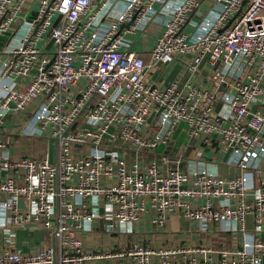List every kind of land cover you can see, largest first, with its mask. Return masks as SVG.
Wrapping results in <instances>:
<instances>
[{
  "label": "built area",
  "instance_id": "1",
  "mask_svg": "<svg viewBox=\"0 0 264 264\" xmlns=\"http://www.w3.org/2000/svg\"><path fill=\"white\" fill-rule=\"evenodd\" d=\"M204 1L0 0V264H261L264 0H209L196 17ZM175 212L243 238L87 248ZM17 228L54 242L23 251Z\"/></svg>",
  "mask_w": 264,
  "mask_h": 264
},
{
  "label": "crops",
  "instance_id": "2",
  "mask_svg": "<svg viewBox=\"0 0 264 264\" xmlns=\"http://www.w3.org/2000/svg\"><path fill=\"white\" fill-rule=\"evenodd\" d=\"M203 73V70H201ZM29 139L28 137H25ZM23 139V138H21ZM34 140L35 138H30ZM38 140V139H36ZM17 141V140H16ZM29 141V140H28ZM16 142L15 147H25L21 152L26 153L28 150V142L25 144L23 140ZM177 145L181 146L179 140L176 141ZM162 148L160 147L159 150ZM190 149L186 150L188 153ZM220 171L224 174L233 172V168H228L223 162L220 163ZM245 226L247 235L254 233L253 230V219L251 215L246 216ZM99 230L101 227L99 226ZM264 237V232L260 234ZM97 235L88 234L85 235L87 248L93 251H100L103 246L112 241H119L124 246H129L134 243L141 244H156L161 246H175L180 244H204L210 245L213 248H234L240 244V240L243 238L241 231H223L218 228L217 225H208L201 227L195 222L189 221L181 213H172L166 224L160 225L153 221V214L147 213L144 218L136 225L131 233H124L120 235L109 236L106 233H102L101 237L95 238ZM108 238V239H107ZM52 236L42 228H17L15 229L14 245L23 251L42 246L52 245ZM4 248L3 237L0 232V251ZM88 264H131L130 258L127 256L123 257H107L103 256L90 260ZM261 264H264V256L261 259Z\"/></svg>",
  "mask_w": 264,
  "mask_h": 264
},
{
  "label": "trees",
  "instance_id": "3",
  "mask_svg": "<svg viewBox=\"0 0 264 264\" xmlns=\"http://www.w3.org/2000/svg\"><path fill=\"white\" fill-rule=\"evenodd\" d=\"M24 140V143L26 144L28 142V151L27 152H32V153H35V154H40L44 149H45V146L44 145V142H41L40 140H32V139H27L25 140V138H23ZM29 140V141H28ZM36 150V151H35Z\"/></svg>",
  "mask_w": 264,
  "mask_h": 264
},
{
  "label": "rangeland",
  "instance_id": "4",
  "mask_svg": "<svg viewBox=\"0 0 264 264\" xmlns=\"http://www.w3.org/2000/svg\"><path fill=\"white\" fill-rule=\"evenodd\" d=\"M40 44L41 45H43L44 44V41L41 43L40 42ZM21 138H24V137H21V136H16V140H17V143H19L18 141L19 140H24V139H21ZM183 135H181V136H178V139L177 140H180V141H183ZM25 140H26V138H25ZM36 140V139H35ZM42 141H44V145H45V143H46V140H43V139H41ZM52 142V144H51V150H52V152L54 151V147H53V141H51ZM36 151V150H35ZM199 156H201V157H208L209 156V153L207 152V151H204L203 149H201L200 151H199Z\"/></svg>",
  "mask_w": 264,
  "mask_h": 264
},
{
  "label": "water",
  "instance_id": "5",
  "mask_svg": "<svg viewBox=\"0 0 264 264\" xmlns=\"http://www.w3.org/2000/svg\"><path fill=\"white\" fill-rule=\"evenodd\" d=\"M208 5H209V0H205L204 3L196 11L195 16L196 17H200L202 15V13L205 11V9L208 7ZM51 41H50V43H51ZM170 145H171V143L169 145H167L166 149H169ZM99 226L102 227V221L101 220H100V225Z\"/></svg>",
  "mask_w": 264,
  "mask_h": 264
}]
</instances>
